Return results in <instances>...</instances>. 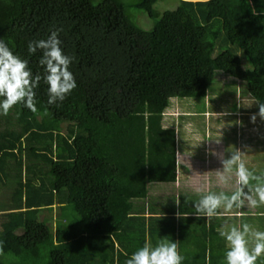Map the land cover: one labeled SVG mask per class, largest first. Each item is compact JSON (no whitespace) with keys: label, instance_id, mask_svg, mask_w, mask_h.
<instances>
[{"label":"trees","instance_id":"trees-1","mask_svg":"<svg viewBox=\"0 0 264 264\" xmlns=\"http://www.w3.org/2000/svg\"><path fill=\"white\" fill-rule=\"evenodd\" d=\"M177 1L138 0L149 28L123 0H0V39L43 77L28 42L61 28L77 84L48 105L42 78L36 112H0V264H126L156 236L150 185L176 181L171 100L207 98L222 72L264 103V0Z\"/></svg>","mask_w":264,"mask_h":264},{"label":"crops","instance_id":"crops-1","mask_svg":"<svg viewBox=\"0 0 264 264\" xmlns=\"http://www.w3.org/2000/svg\"><path fill=\"white\" fill-rule=\"evenodd\" d=\"M220 73L222 72H215L214 81ZM221 76L219 75V78ZM238 87H240L239 82L237 83ZM247 98L250 97L247 96ZM252 112L237 113L236 125L244 128L243 124H245V129L250 135V142H247L248 139L241 140L243 134L237 136L234 151H241V162L253 175L258 176L257 166H250L254 162L257 163L255 149H253L252 153V138L261 135L258 132L259 130L264 132V119L260 118L257 110H253ZM254 114L256 115L255 121L251 120V116ZM184 115L180 114L178 116ZM213 115L214 117H218L219 123H221L223 118L227 117L223 113H214ZM192 117L188 116L187 118ZM244 118L246 119L243 123ZM208 121L212 122L208 118V114H206L205 124L208 125ZM174 122L175 125L173 126L178 128L180 122L176 121L175 117ZM192 124V121H188L186 124L191 125L190 127L185 126L188 131L191 130ZM204 129L211 131L213 128L206 126ZM187 130L183 129L182 132L184 134L182 139L183 149L180 152L178 150V137L181 132H178L177 129L176 181L171 184H154L153 187H149V197L145 201L146 213L141 216L149 219L151 217L150 213H154L152 215L156 218V221L153 220L151 224L156 236L152 238V241L148 238V244L156 246L161 240L175 241L177 243V250L183 257L181 264H226L227 242L219 235L218 229L225 224L241 227L247 223L256 230L264 231V208L261 209L258 205L259 203L257 206L252 207L245 200L239 208L235 206L230 210H224L222 207L218 208L216 214L211 217L203 215L197 217L195 215L194 204L198 203L203 195L219 193L221 191L230 195L239 186L236 184L234 171L227 174L230 178L226 184L221 183L216 174V170L222 167L219 156L223 155L224 158H228L231 155L225 144L220 140L210 139L207 133L205 138L201 136L202 138L199 139L197 135L185 133ZM200 143L201 152L196 154L194 153L196 150L194 148ZM254 146H256V143H254ZM257 184V180L250 179L247 185L242 186L243 191L248 192L252 190L254 194ZM150 209L152 210L151 212L149 211ZM161 218L168 220L169 225L162 222ZM164 224L170 228L168 231L169 236H166L167 234L162 232L165 228ZM255 264H264V253L257 258Z\"/></svg>","mask_w":264,"mask_h":264},{"label":"clouds","instance_id":"clouds-1","mask_svg":"<svg viewBox=\"0 0 264 264\" xmlns=\"http://www.w3.org/2000/svg\"><path fill=\"white\" fill-rule=\"evenodd\" d=\"M61 31V28L54 27L49 30L46 39L28 42L29 55L37 50L42 51L39 64L43 67V77L39 73L33 74L28 60L14 54L5 40L0 39V112L7 114L17 103H22L25 108L36 112L34 90L42 78L48 86V105L63 101L77 87L74 75L69 70L74 57L63 52L59 38ZM257 104L258 115L264 119V103ZM251 120H256L255 114L251 116ZM219 158L222 167L216 170V174L221 183L226 184L230 178L227 174L234 171L239 187L230 195L223 191L203 195L199 202L194 204L195 215L211 217L216 214L218 208H239L245 200L252 207L264 203V183L257 184L254 194L252 190L243 191L242 186L247 185L250 179L259 181L261 177L253 175L241 162V151L231 152L228 158L223 155ZM218 232L227 242L226 264H255L257 258L264 253V231L256 230L247 223L241 227L225 224ZM182 259L175 241L161 240L156 246L146 243L137 249L126 260V264H181Z\"/></svg>","mask_w":264,"mask_h":264},{"label":"rangeland","instance_id":"rangeland-1","mask_svg":"<svg viewBox=\"0 0 264 264\" xmlns=\"http://www.w3.org/2000/svg\"><path fill=\"white\" fill-rule=\"evenodd\" d=\"M101 1L102 0H93L94 3H99ZM137 1L138 0H123V2L128 7L129 14L132 20L141 27H143L145 23H147L146 27L150 28L152 24L146 19L147 15L142 12H137L133 9V6ZM144 3L157 4L156 8L161 13L167 10L173 11L178 7L177 0H144ZM215 56L216 55H214V57ZM219 75H222L221 78H219ZM233 83L234 80L231 77L220 73L215 78L214 84L211 87L212 89L209 91L208 98H175L171 100V106L165 114V126L170 127L175 125L174 117L176 121L178 120L180 122L181 127H178V132H181L180 136L178 137V147L180 148H178V150L180 152L183 149V129L187 130V127L185 126H191L186 125L188 121H192L193 124L191 130H187V132L185 133L197 135L199 136V139L202 137L205 138L208 134V137H210V139L222 141L225 144V147H227V150H229V153L235 150V139L237 138V136L243 134L241 140L243 141L245 139H248L247 142H250V135L249 132L245 129V124H243L244 128H241L240 125H236V116L238 112L245 113L246 111L252 112L253 110H257L258 112V102L254 101L251 98H247V96L245 97L243 94L246 93L244 91H241L240 87L237 88V85ZM16 107L12 106L8 111L10 114V119L13 120V122H15L17 115L15 112ZM214 113H223L227 117L223 118V120H221V123H219L218 117H214ZM180 114L185 115L179 117L178 115ZM206 114H208V118L212 121H208V125L205 124ZM188 116L193 117L187 118ZM245 119L246 118L243 119V123L245 122ZM206 126H210L213 129L211 131H208L207 129H204ZM258 132L261 135L252 138V153L253 149H255L254 152L257 163L254 162L253 164L248 165L257 166L258 176L261 177L264 174V132H261V130H259ZM254 143H256V146H254ZM194 149H196L194 153H200L201 143ZM263 178L264 176L261 177V180L258 181V184L264 183ZM153 185L154 184H151L150 187H153ZM258 205L261 209L264 208V203H259ZM59 221V219L55 220L53 224L54 227L59 224ZM259 228L261 229L260 225Z\"/></svg>","mask_w":264,"mask_h":264}]
</instances>
